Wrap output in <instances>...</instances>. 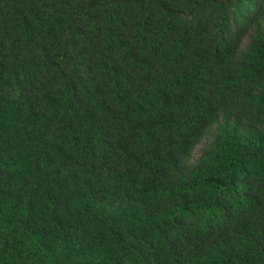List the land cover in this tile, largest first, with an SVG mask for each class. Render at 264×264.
Listing matches in <instances>:
<instances>
[{
    "label": "trees",
    "instance_id": "trees-1",
    "mask_svg": "<svg viewBox=\"0 0 264 264\" xmlns=\"http://www.w3.org/2000/svg\"><path fill=\"white\" fill-rule=\"evenodd\" d=\"M0 264H264V0H0Z\"/></svg>",
    "mask_w": 264,
    "mask_h": 264
}]
</instances>
